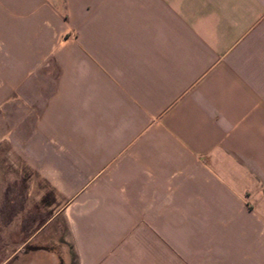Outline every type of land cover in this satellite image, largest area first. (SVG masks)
<instances>
[{"label": "crops", "instance_id": "crops-1", "mask_svg": "<svg viewBox=\"0 0 264 264\" xmlns=\"http://www.w3.org/2000/svg\"><path fill=\"white\" fill-rule=\"evenodd\" d=\"M0 140V264H264V0H0Z\"/></svg>", "mask_w": 264, "mask_h": 264}, {"label": "rangeland", "instance_id": "rangeland-1", "mask_svg": "<svg viewBox=\"0 0 264 264\" xmlns=\"http://www.w3.org/2000/svg\"><path fill=\"white\" fill-rule=\"evenodd\" d=\"M7 149L8 143L5 140H0V206L3 205L7 208V213L12 214L14 211L19 210L21 203H23L25 185L23 175L18 174V171H15L12 165L6 160L5 153ZM7 220L5 218V221ZM5 221L3 218H0V226L2 228L5 227ZM25 230L26 228H24ZM4 240L3 245L5 249H0V258L10 252L8 249L9 237L5 236ZM3 245L0 244V247ZM72 260L71 264L75 262Z\"/></svg>", "mask_w": 264, "mask_h": 264}]
</instances>
